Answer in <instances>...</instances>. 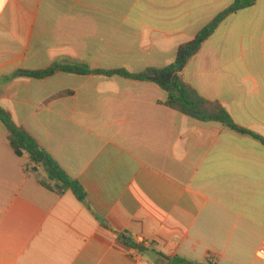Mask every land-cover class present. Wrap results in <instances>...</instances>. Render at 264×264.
Listing matches in <instances>:
<instances>
[{
  "label": "crops",
  "instance_id": "1",
  "mask_svg": "<svg viewBox=\"0 0 264 264\" xmlns=\"http://www.w3.org/2000/svg\"><path fill=\"white\" fill-rule=\"evenodd\" d=\"M234 1L0 0V107L86 191L83 203L43 187L0 121V264H264L260 140L179 114L152 82L11 79L163 69ZM182 75L264 139V0L223 21ZM105 226L145 241L138 260Z\"/></svg>",
  "mask_w": 264,
  "mask_h": 264
},
{
  "label": "trees",
  "instance_id": "2",
  "mask_svg": "<svg viewBox=\"0 0 264 264\" xmlns=\"http://www.w3.org/2000/svg\"><path fill=\"white\" fill-rule=\"evenodd\" d=\"M256 2L257 0H235L228 9L202 29L193 40L181 45L177 50L175 61L163 69H147L142 73L133 74L126 70L91 71L85 65L55 64L50 69L44 71L18 70L11 79L16 77L44 79L59 72H66L82 76L90 74L105 76L117 75L133 80L152 82L166 91L167 100L165 105L179 114L201 123H219L236 133L250 134L264 143V139L258 135L252 134L239 127L233 117L220 103L204 98L195 88L184 80L182 75L188 63L200 52L203 44L215 33L223 21L240 10L253 7ZM67 94L69 93H64L60 96H65ZM0 121L8 131V141L16 156L23 157L26 154L29 156L30 165L26 167V173H37L38 168H43L47 175L46 181H39L43 187L60 196L67 190H71L80 202H85L86 191L83 186L78 181L71 178L55 159L39 145L36 139L25 128L17 125L11 114L2 107H0ZM46 161L49 162V165L46 164ZM105 228L109 232L115 234L124 245L133 247V245L126 242L128 238L125 235L114 232L107 226H105ZM141 250L143 251L144 247L141 246ZM157 261L161 264H203L180 257H166L162 254H157ZM206 264H213V262L208 260Z\"/></svg>",
  "mask_w": 264,
  "mask_h": 264
},
{
  "label": "built area",
  "instance_id": "3",
  "mask_svg": "<svg viewBox=\"0 0 264 264\" xmlns=\"http://www.w3.org/2000/svg\"><path fill=\"white\" fill-rule=\"evenodd\" d=\"M144 243H145V241L143 239L138 238V241L136 243V246H133V253H132V255H133L134 258H137V260H138V253H139L137 246L138 245H142ZM262 256H263L262 258H264V253H262Z\"/></svg>",
  "mask_w": 264,
  "mask_h": 264
},
{
  "label": "rangeland",
  "instance_id": "4",
  "mask_svg": "<svg viewBox=\"0 0 264 264\" xmlns=\"http://www.w3.org/2000/svg\"><path fill=\"white\" fill-rule=\"evenodd\" d=\"M33 174L37 177V179L39 181H41V180L46 181L47 180V175H46V173H45L43 168H41V173H39V174L33 173Z\"/></svg>",
  "mask_w": 264,
  "mask_h": 264
},
{
  "label": "water",
  "instance_id": "5",
  "mask_svg": "<svg viewBox=\"0 0 264 264\" xmlns=\"http://www.w3.org/2000/svg\"><path fill=\"white\" fill-rule=\"evenodd\" d=\"M46 164L49 165V162L46 161ZM127 243H129V244H131V245H133V246H136V244L133 242L132 239H128V240H127Z\"/></svg>",
  "mask_w": 264,
  "mask_h": 264
}]
</instances>
